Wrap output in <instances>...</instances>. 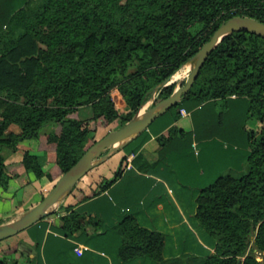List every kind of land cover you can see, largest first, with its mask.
<instances>
[{
  "label": "trees",
  "instance_id": "trees-1",
  "mask_svg": "<svg viewBox=\"0 0 264 264\" xmlns=\"http://www.w3.org/2000/svg\"><path fill=\"white\" fill-rule=\"evenodd\" d=\"M238 16L264 23V0H28L7 13L0 34V187L8 189L30 174L55 185L96 142L92 132L121 129L155 91L153 106L170 97L177 84H163L223 23ZM233 98L247 105L242 125L247 166L240 176L222 175L199 188L194 218L215 244L204 264H264L263 37L235 32L223 39L182 102L156 121L163 126L159 153L167 160L175 142H180L178 153L190 151L191 136L184 142L189 132L176 126L190 104L217 107ZM85 107L92 118H80ZM151 131L140 137L149 139ZM27 141L36 148L22 151ZM41 152L53 160L48 169ZM127 166L123 156L111 178L98 168L89 172L95 186L77 191L78 204L105 193ZM75 207L61 205L55 214L66 238L90 239L104 230L114 237L122 264L167 263L163 235L142 226L135 215L104 227L101 218ZM17 252L0 251V264H39L38 256L11 260Z\"/></svg>",
  "mask_w": 264,
  "mask_h": 264
},
{
  "label": "crops",
  "instance_id": "crops-1",
  "mask_svg": "<svg viewBox=\"0 0 264 264\" xmlns=\"http://www.w3.org/2000/svg\"><path fill=\"white\" fill-rule=\"evenodd\" d=\"M27 1L0 0V34L7 28L4 23L6 14H14ZM219 106L223 111L217 112ZM219 106L205 103L190 104L186 108V116H182L176 126L180 128L183 120L190 119L186 125L193 134L190 151L178 153L180 142H175L169 148L167 160L160 157L157 135L163 126L156 120L150 126L152 131L148 133L149 139L139 136L131 143L130 149H136L135 152L119 153L122 157L127 156L128 166L110 189L81 204L78 201L82 194L77 192L69 205H75V210L80 213L95 214L103 220L104 227L113 225L129 214L135 215L141 225L143 217L151 218L152 228L154 227L152 230H156L155 227L167 218L175 224L183 222L199 226L194 218L195 199L199 188L222 175L240 176L247 166L248 144L246 133L242 129L246 102L233 98ZM88 115L85 119L92 118V110ZM32 143L33 147L29 148H36V142ZM39 155L42 165L48 169L53 160L48 159L43 152ZM98 169L99 174H106L108 171L104 168ZM87 183L88 186H95V181L91 178H87ZM30 187H34L40 199L25 210L19 202L20 190H28ZM53 187L54 183L46 178L38 180L31 174L12 181L8 189L0 187V225L14 222L37 206L44 193L50 192ZM55 220L56 218L46 219L29 228L26 236L18 242L25 247L24 256L39 257V251H44L50 259L58 257L60 253L68 255L67 251L74 246V239L66 238L55 225ZM105 235H110L114 241L111 234ZM39 264H42L40 258Z\"/></svg>",
  "mask_w": 264,
  "mask_h": 264
},
{
  "label": "rangeland",
  "instance_id": "rangeland-1",
  "mask_svg": "<svg viewBox=\"0 0 264 264\" xmlns=\"http://www.w3.org/2000/svg\"><path fill=\"white\" fill-rule=\"evenodd\" d=\"M192 67V63L187 64L183 69H181L177 75L180 78L172 79V83L177 84V88L183 86L186 83V80L190 74ZM189 70V71H188ZM177 79V80H176ZM156 93L153 94L150 101L144 106L141 111V114L146 112L153 106L155 100ZM2 110L1 98H0V112ZM223 111L222 107H218V111ZM88 113H91V108L85 107L80 110V118L85 119L88 118ZM190 119L183 120L180 125L181 129H184L186 132H189L187 135V139L184 142H189V136L193 137V134L187 128V122ZM104 135H100L98 133L92 132L90 134L92 141L100 140ZM33 143L31 141H27L22 144L21 150L24 151L32 146ZM130 147L126 150H123L124 153H128L130 151ZM121 151V152H123ZM20 156V154H19ZM19 156L13 157V159H19ZM122 156L118 153L114 157H112L109 161L104 163L98 168H104L107 171L106 177H111L113 175V171L115 167H117L121 162ZM90 176V175H89ZM88 176L83 177L76 187L73 189L72 193L64 200L63 206H67L71 203L73 196L76 195L79 189H86L89 185L87 183ZM31 188V187H30ZM29 190V191H28ZM21 189L19 202L22 209L27 210L30 207V204L38 201L39 194L33 188L31 189ZM27 194V196H26ZM46 194V192H45ZM28 206V207H27ZM31 210V209H30ZM29 211V210H28ZM27 211V212H28ZM25 212V213H27ZM56 218L55 216H51L46 219ZM142 225L146 226L149 229L152 228V220L149 217H143ZM155 231H158L163 235L165 248L164 255L167 259L166 264H204L205 259L214 254L215 244L207 234V232L201 228L200 226L192 223L184 224L182 223H173L168 221V218L164 221L160 222L158 226L155 227ZM29 229L21 232L20 234L8 238L6 240L0 241V248L4 249L10 247L12 249H17L18 252L14 253L10 259L19 262L24 261L25 256V247L23 244H18L19 240L24 238ZM74 246L67 251V256L54 257L52 259L48 258L46 253L43 251H39V258L41 259L42 264H122L118 258L117 245L113 241L110 235L103 234V231L98 232L94 238L87 239L85 235H82L78 239H74ZM23 253V255H21ZM129 264H156L151 262L150 260H136Z\"/></svg>",
  "mask_w": 264,
  "mask_h": 264
},
{
  "label": "water",
  "instance_id": "water-1",
  "mask_svg": "<svg viewBox=\"0 0 264 264\" xmlns=\"http://www.w3.org/2000/svg\"><path fill=\"white\" fill-rule=\"evenodd\" d=\"M235 32H248L264 38V23L240 16L231 18L223 23L215 31L210 41L189 62L192 63V67L185 85L177 88L170 97L152 106L143 114H141V109L138 115L121 129L109 132L96 141L80 160L59 179L48 195L37 206L14 222L0 225V241L14 237L38 222L54 215L83 177L127 148L156 120L182 102L183 98L194 86L201 69L212 52L224 38ZM172 79L170 78L163 85L172 84Z\"/></svg>",
  "mask_w": 264,
  "mask_h": 264
},
{
  "label": "built area",
  "instance_id": "built-area-1",
  "mask_svg": "<svg viewBox=\"0 0 264 264\" xmlns=\"http://www.w3.org/2000/svg\"><path fill=\"white\" fill-rule=\"evenodd\" d=\"M181 113H182V116H186L185 110H182Z\"/></svg>",
  "mask_w": 264,
  "mask_h": 264
},
{
  "label": "bare ground",
  "instance_id": "bare-ground-1",
  "mask_svg": "<svg viewBox=\"0 0 264 264\" xmlns=\"http://www.w3.org/2000/svg\"><path fill=\"white\" fill-rule=\"evenodd\" d=\"M189 71V70H188ZM174 78H180V77H178V75L176 74L175 76H174ZM177 80V79H176Z\"/></svg>",
  "mask_w": 264,
  "mask_h": 264
}]
</instances>
